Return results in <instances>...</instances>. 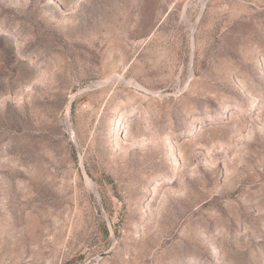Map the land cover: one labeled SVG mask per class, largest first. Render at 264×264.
<instances>
[{"label":"rangeland","instance_id":"obj_1","mask_svg":"<svg viewBox=\"0 0 264 264\" xmlns=\"http://www.w3.org/2000/svg\"><path fill=\"white\" fill-rule=\"evenodd\" d=\"M0 264H264V0H0Z\"/></svg>","mask_w":264,"mask_h":264}]
</instances>
